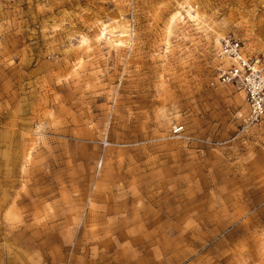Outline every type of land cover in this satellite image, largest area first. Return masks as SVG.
<instances>
[{"label":"rangeland","instance_id":"374dc122","mask_svg":"<svg viewBox=\"0 0 264 264\" xmlns=\"http://www.w3.org/2000/svg\"><path fill=\"white\" fill-rule=\"evenodd\" d=\"M227 35L264 54V0H0V264H264Z\"/></svg>","mask_w":264,"mask_h":264},{"label":"built area","instance_id":"2783aa9c","mask_svg":"<svg viewBox=\"0 0 264 264\" xmlns=\"http://www.w3.org/2000/svg\"><path fill=\"white\" fill-rule=\"evenodd\" d=\"M217 57L221 66L210 85L234 88L243 96L247 120L264 119V54L249 55L239 39L227 35L219 41ZM181 130L175 128L173 133Z\"/></svg>","mask_w":264,"mask_h":264},{"label":"bare ground","instance_id":"6f19581e","mask_svg":"<svg viewBox=\"0 0 264 264\" xmlns=\"http://www.w3.org/2000/svg\"><path fill=\"white\" fill-rule=\"evenodd\" d=\"M123 35H124V33L120 32L119 37L113 40V42L115 43V46H120L121 44H123V42H124L122 39L124 37Z\"/></svg>","mask_w":264,"mask_h":264}]
</instances>
